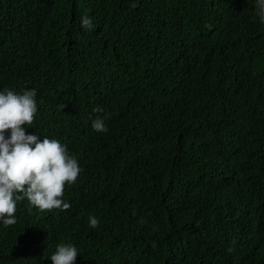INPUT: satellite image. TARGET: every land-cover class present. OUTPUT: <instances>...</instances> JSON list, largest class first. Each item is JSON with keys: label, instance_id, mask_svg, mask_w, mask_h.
Returning <instances> with one entry per match:
<instances>
[{"label": "trees", "instance_id": "16d2710c", "mask_svg": "<svg viewBox=\"0 0 264 264\" xmlns=\"http://www.w3.org/2000/svg\"><path fill=\"white\" fill-rule=\"evenodd\" d=\"M4 88L37 90L27 131L66 144L82 171L67 210L18 202L0 264H52L64 242L75 264H264L255 0H0Z\"/></svg>", "mask_w": 264, "mask_h": 264}, {"label": "clouds", "instance_id": "9594fccd", "mask_svg": "<svg viewBox=\"0 0 264 264\" xmlns=\"http://www.w3.org/2000/svg\"><path fill=\"white\" fill-rule=\"evenodd\" d=\"M255 12L264 23V0H255ZM80 22L85 29L95 27L90 16H82ZM37 95L35 88L0 89V223L5 226L16 223L17 204L25 199L40 210H67L71 205L64 199L65 186L74 183L82 171L66 144L27 131L38 112ZM93 112L104 109L97 106ZM106 119L107 115L91 118V127L107 132ZM99 223L95 215H89L91 228ZM79 253L75 243H59L50 259L52 264H75Z\"/></svg>", "mask_w": 264, "mask_h": 264}]
</instances>
